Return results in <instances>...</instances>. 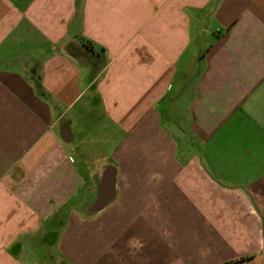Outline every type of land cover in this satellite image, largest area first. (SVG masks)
Segmentation results:
<instances>
[{
	"label": "crops",
	"instance_id": "crops-1",
	"mask_svg": "<svg viewBox=\"0 0 264 264\" xmlns=\"http://www.w3.org/2000/svg\"><path fill=\"white\" fill-rule=\"evenodd\" d=\"M0 264H264V0H0Z\"/></svg>",
	"mask_w": 264,
	"mask_h": 264
}]
</instances>
